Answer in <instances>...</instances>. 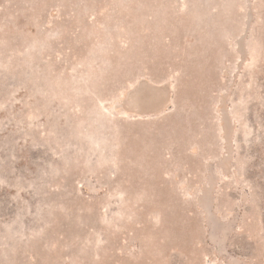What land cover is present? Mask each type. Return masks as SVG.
Returning a JSON list of instances; mask_svg holds the SVG:
<instances>
[{"label":"rangeland","instance_id":"rangeland-1","mask_svg":"<svg viewBox=\"0 0 264 264\" xmlns=\"http://www.w3.org/2000/svg\"><path fill=\"white\" fill-rule=\"evenodd\" d=\"M0 264H264V0H0Z\"/></svg>","mask_w":264,"mask_h":264}]
</instances>
